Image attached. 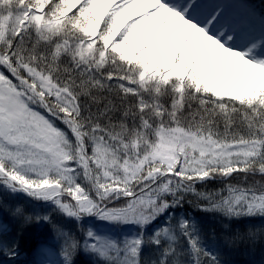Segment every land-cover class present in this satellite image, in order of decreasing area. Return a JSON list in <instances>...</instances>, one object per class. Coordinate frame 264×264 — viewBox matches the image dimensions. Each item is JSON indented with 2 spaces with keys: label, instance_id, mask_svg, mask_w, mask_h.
Instances as JSON below:
<instances>
[{
  "label": "snow or ice",
  "instance_id": "6c2138e0",
  "mask_svg": "<svg viewBox=\"0 0 264 264\" xmlns=\"http://www.w3.org/2000/svg\"><path fill=\"white\" fill-rule=\"evenodd\" d=\"M256 218L264 0H0V264H235Z\"/></svg>",
  "mask_w": 264,
  "mask_h": 264
},
{
  "label": "trees",
  "instance_id": "16d2710c",
  "mask_svg": "<svg viewBox=\"0 0 264 264\" xmlns=\"http://www.w3.org/2000/svg\"><path fill=\"white\" fill-rule=\"evenodd\" d=\"M213 187H219V185H214ZM197 218L202 222L207 230L209 225L215 223V219L210 214L205 213H194ZM249 223L261 226L264 225V220L259 218L253 219ZM243 227V226H242ZM51 237V233L47 228H30L27 232L26 239L23 245V251L19 258V264H33V261L36 257L33 255L34 250L37 245L41 242L48 241ZM238 264H247L246 262H250L252 264H264V245L257 244L255 248L244 246L238 252H236ZM230 255H234L230 254ZM4 259L0 256V260ZM77 264H91V258L87 255L80 254L77 257Z\"/></svg>",
  "mask_w": 264,
  "mask_h": 264
},
{
  "label": "rangeland",
  "instance_id": "374dc122",
  "mask_svg": "<svg viewBox=\"0 0 264 264\" xmlns=\"http://www.w3.org/2000/svg\"><path fill=\"white\" fill-rule=\"evenodd\" d=\"M257 2H258V0H257ZM236 257H238L237 256V254L236 253H234V255L232 256V255H230V259H232L234 262H235V264H238L237 262H238V260H237V258ZM247 264H252V263H250L249 261L248 262H246Z\"/></svg>",
  "mask_w": 264,
  "mask_h": 264
}]
</instances>
